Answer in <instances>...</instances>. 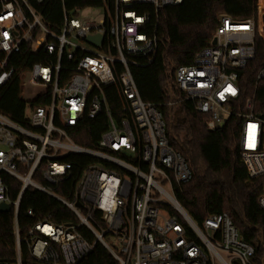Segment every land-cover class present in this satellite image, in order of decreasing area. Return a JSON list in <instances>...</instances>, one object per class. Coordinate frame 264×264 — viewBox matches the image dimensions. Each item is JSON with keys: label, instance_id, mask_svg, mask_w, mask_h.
Listing matches in <instances>:
<instances>
[{"label": "built area", "instance_id": "obj_1", "mask_svg": "<svg viewBox=\"0 0 264 264\" xmlns=\"http://www.w3.org/2000/svg\"><path fill=\"white\" fill-rule=\"evenodd\" d=\"M42 1L0 0V88L17 84L27 124L0 111V203L16 216L22 193L32 187L65 205L77 221L34 223L26 235L32 259L76 264L98 241L118 264H264L253 260V247L227 213L209 214L198 225L175 199V187L191 178L190 167L170 146L161 111L142 100L131 73L158 50L159 9L182 0H107L94 7L103 11L96 21L79 16L84 8L63 7L55 26L37 9ZM255 6L253 17L243 20L220 14L208 43L174 70L176 87L194 101L209 131L232 114L238 72L253 59L255 38L264 45V0ZM256 79H264V68ZM114 91L122 99L119 118L107 99ZM37 98L45 102L33 103ZM253 102V96L243 102L238 136L250 178L264 174V118L253 113ZM97 115L106 124L97 148L75 143L69 131L84 116ZM74 155L93 160L81 170L75 199L67 201L52 187L69 175L65 158ZM3 175L20 184L14 200ZM257 203L264 211V184ZM0 264H21L18 252Z\"/></svg>", "mask_w": 264, "mask_h": 264}, {"label": "trees", "instance_id": "obj_2", "mask_svg": "<svg viewBox=\"0 0 264 264\" xmlns=\"http://www.w3.org/2000/svg\"><path fill=\"white\" fill-rule=\"evenodd\" d=\"M106 1L43 0L36 7L45 22L55 26L61 20L63 7L67 10L97 7ZM255 4L256 0H182L177 5L160 8L156 30L160 41L158 50L150 62L131 67V73L142 100L161 111L170 146L190 167L191 178L175 187V199L198 225L209 214L227 213L241 238L253 247V260L264 263V211L257 203L264 174L248 176L238 147L240 113L245 98L253 96V113L264 118V79H256L258 71L264 68L263 42L259 37L255 38V55L238 72L239 94L231 108V116L221 127L207 130L205 116L195 109L194 101L187 99L174 82L175 68L190 63L195 52L208 43L220 14L235 20L247 19L253 17ZM30 61H37V58ZM19 92L16 83L0 88V111L27 126L23 117L25 102ZM107 99L113 115L121 117L120 93L114 91ZM44 102L38 98L33 101L36 104ZM105 129L104 116H84L69 134L75 143L97 148L98 138ZM92 160L83 155L66 157L65 161L71 163L70 173L53 186V190L63 199L73 201L81 170ZM34 177L40 180L38 173ZM3 179L10 200H14L19 182L7 175H3ZM91 215L104 227L98 211H92ZM44 220L56 224L77 221L72 211L57 199L27 187L20 197L16 216L12 206L8 211H0V260H14L18 252L21 264H38L30 255L26 235L34 223ZM78 230L93 242L89 231L83 227ZM76 264L118 263L101 243L95 241L92 250Z\"/></svg>", "mask_w": 264, "mask_h": 264}, {"label": "rangeland", "instance_id": "obj_3", "mask_svg": "<svg viewBox=\"0 0 264 264\" xmlns=\"http://www.w3.org/2000/svg\"><path fill=\"white\" fill-rule=\"evenodd\" d=\"M79 16L87 20L96 21L102 18L103 11L101 8L87 7L80 12Z\"/></svg>", "mask_w": 264, "mask_h": 264}, {"label": "water", "instance_id": "obj_4", "mask_svg": "<svg viewBox=\"0 0 264 264\" xmlns=\"http://www.w3.org/2000/svg\"><path fill=\"white\" fill-rule=\"evenodd\" d=\"M87 40L89 42H92V43H97L96 37H88ZM213 42H214V40H213ZM75 204H76V206L80 205V203L78 201ZM8 210H10V205L9 204L0 203V211H8Z\"/></svg>", "mask_w": 264, "mask_h": 264}]
</instances>
